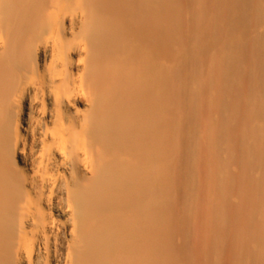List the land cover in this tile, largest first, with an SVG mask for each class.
<instances>
[{
  "label": "bare ground",
  "instance_id": "6f19581e",
  "mask_svg": "<svg viewBox=\"0 0 264 264\" xmlns=\"http://www.w3.org/2000/svg\"><path fill=\"white\" fill-rule=\"evenodd\" d=\"M0 264H264V0H0Z\"/></svg>",
  "mask_w": 264,
  "mask_h": 264
}]
</instances>
